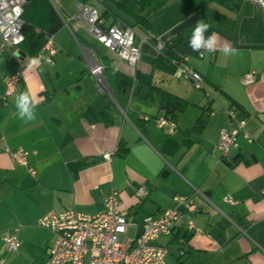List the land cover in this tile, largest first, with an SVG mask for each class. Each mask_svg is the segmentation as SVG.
<instances>
[{"label": "crops", "instance_id": "crops-1", "mask_svg": "<svg viewBox=\"0 0 264 264\" xmlns=\"http://www.w3.org/2000/svg\"><path fill=\"white\" fill-rule=\"evenodd\" d=\"M150 1L148 29L133 25L110 3L97 4L99 12L117 15L114 24L134 29L140 50L135 67L70 21L77 0L61 2L68 27L53 35L56 53L51 63L42 61L29 69L33 57L27 52L14 55L19 47L0 54V96L6 76L16 69L22 72L16 91L0 103V264H22L23 251H28L24 264H45L54 234L40 227L38 218L49 210L95 214L110 190L117 191L120 209L132 223L122 236L129 238L141 231L145 217L172 207L174 194L192 196L198 210L190 217L198 231L181 226L171 236L153 241L168 248L165 264H264V8L250 0H232L234 8L215 0H194L202 7L190 12L181 0ZM198 20L210 25L206 36L218 35V49L228 42L237 54L189 48ZM182 31L189 35L174 52L202 75L203 89L174 76L165 62L156 60L158 43ZM86 47L102 58L114 100L96 91ZM41 53L46 57L42 50L34 57ZM249 71L255 73V81L244 85L240 76ZM116 73L132 78V87L118 90ZM149 84L190 103L171 115L177 125L171 135L155 124L157 116L171 110L164 108L159 94L149 95ZM24 91L36 102V119L29 122L18 117L14 104L15 96ZM230 107L238 119L245 118L253 141L239 134L237 147L225 158L217 143L220 131L230 126ZM103 110L110 124L94 121L93 114ZM130 115L140 120L139 127ZM199 118L204 127L199 133L189 132ZM166 140L177 148L165 149ZM119 143L128 148L125 156L117 153ZM16 148L29 152L26 165L8 153ZM106 153L108 159L102 157ZM76 163L82 166L70 167ZM140 185L147 192L143 197L136 196ZM225 196L234 203L224 201ZM4 231L19 239L10 259L4 257L9 253Z\"/></svg>", "mask_w": 264, "mask_h": 264}, {"label": "built area", "instance_id": "built-area-1", "mask_svg": "<svg viewBox=\"0 0 264 264\" xmlns=\"http://www.w3.org/2000/svg\"><path fill=\"white\" fill-rule=\"evenodd\" d=\"M54 10L60 15L63 26L68 27V21L61 13L62 0H48ZM258 7L264 8V0H250ZM26 0H0V54L9 53L10 49L18 48L24 36L22 33V13ZM75 12L69 15L73 21L83 27L86 32L106 49L116 54L135 67L139 58V44L136 43V33L131 26L106 23L100 16L98 9L90 3H75ZM145 38H141L144 41ZM163 43H158L161 50ZM90 57L89 75L94 81L96 91L114 100L110 88L104 79V62L98 53L90 48H83ZM46 52V57L52 61L56 53L53 35H48L41 48ZM199 56H202L199 53ZM173 75L189 79L196 89H203L202 75L192 68L181 57L173 61ZM22 72L16 69L5 78L4 87L0 96L1 101L16 91ZM244 85L255 81L253 71L240 76ZM230 126L220 131L217 147L221 155L228 158L231 149L236 148L239 134L249 142L253 141L252 135L245 127V118L236 117L235 108L227 109ZM156 126L166 135H171L177 128L176 122L167 115L162 114L155 118ZM13 160L20 164H27L28 151L16 148L8 150ZM104 159L109 158V153L103 154ZM146 189L140 185L136 189V196L146 195ZM173 206L167 208L159 215L145 217L140 226L141 231L134 237H122L132 224L126 218L125 211L120 209L118 193L110 190L104 197L102 210L95 214H87L74 209L56 212L49 210L38 218L40 227L48 229L54 234V239L48 247V258L45 264H165L168 248L164 245H155L153 241L161 236H171L174 231L185 226L188 231H198L193 219L190 217L198 208L190 195L174 194ZM224 201L234 203L229 196ZM187 216L184 223L182 218ZM122 237V238H121ZM2 238L6 250L15 252L19 246V239L15 233L4 231Z\"/></svg>", "mask_w": 264, "mask_h": 264}, {"label": "trees", "instance_id": "trees-1", "mask_svg": "<svg viewBox=\"0 0 264 264\" xmlns=\"http://www.w3.org/2000/svg\"><path fill=\"white\" fill-rule=\"evenodd\" d=\"M81 3H90L91 5L97 8V4L102 0H77ZM107 3H110L118 12L128 16L133 21V25H138L144 29L149 28V22L146 18V11L151 5L150 0H103ZM220 4L234 8L232 0H215ZM183 5L191 12L200 9L202 6H197L194 0H181ZM100 16L105 20H111V23L116 22L117 15L113 14L110 10H103ZM23 27L22 33L24 39L20 44L19 48L22 52H27L29 56L34 57L41 50L45 38L48 35H54L61 27H63V21L60 15L54 10L52 5L48 0H26L22 13ZM130 26V25H128ZM132 27V26H131ZM189 31H182L175 36H173L168 41L164 42L160 53L156 57L158 62H165L167 66L173 72V61H179V57L175 52L174 48L181 43L187 36ZM135 78L138 81H141L142 77L136 73ZM114 82L117 84L116 88L119 90H125L131 88L133 84L132 78L124 77L118 73L114 74ZM149 95L159 94L163 102L164 108L166 110H171L170 114L167 116L171 119V116L175 110H184L189 106V102L185 99H181L172 95L168 92L162 91L154 87L152 84H149ZM115 93V91H114ZM1 103V99H0ZM88 112V111H87ZM166 115V114H165ZM94 121H102L105 124H110L111 119L108 117L106 110H103L99 113H94ZM132 121L139 127L140 120L130 115ZM174 120V119H173ZM205 121L199 118L196 123L189 129V132L199 133L204 127ZM190 141H187L188 145ZM177 144L172 142V140H166L165 149L173 147L177 148ZM117 153L119 155L125 156L128 153V148L124 143H119L117 147ZM82 164H73L70 167H79Z\"/></svg>", "mask_w": 264, "mask_h": 264}, {"label": "clouds", "instance_id": "clouds-1", "mask_svg": "<svg viewBox=\"0 0 264 264\" xmlns=\"http://www.w3.org/2000/svg\"><path fill=\"white\" fill-rule=\"evenodd\" d=\"M210 28V25L203 22V20H198L191 32V36L188 41V47L195 52H200V50H205L208 53H214L217 50L221 51L225 56L236 55L237 49L231 46L228 42H225L222 47L218 49L219 38L218 35L213 32L210 35H205ZM0 30H3L0 28ZM51 63L47 57L43 56L41 53L37 57H33L29 62L27 67L29 69L35 68L41 64V62ZM14 104L17 109L18 117L25 121H33L36 119V102L33 96L27 92H20L14 98Z\"/></svg>", "mask_w": 264, "mask_h": 264}, {"label": "rangeland", "instance_id": "rangeland-1", "mask_svg": "<svg viewBox=\"0 0 264 264\" xmlns=\"http://www.w3.org/2000/svg\"><path fill=\"white\" fill-rule=\"evenodd\" d=\"M62 13H63V15H64V11H62ZM65 16V15H64ZM67 19H68V17L67 16H65ZM14 54V53H13ZM15 55V54H14ZM11 67V66H10ZM8 68V67H7ZM122 238V237H121ZM39 250L37 249V248H33V252L34 253H36V255L37 254H39V252H38ZM28 254V251H23V253H22V264H24L23 262H24V258H26V256H28L27 255ZM14 255V252H9V253H7L6 255H4V257L5 258H8V259H10L12 256ZM41 257H40V260H42V258H44L45 257V252H43V251H41Z\"/></svg>", "mask_w": 264, "mask_h": 264}, {"label": "water", "instance_id": "water-1", "mask_svg": "<svg viewBox=\"0 0 264 264\" xmlns=\"http://www.w3.org/2000/svg\"><path fill=\"white\" fill-rule=\"evenodd\" d=\"M10 52H14L13 48L10 49ZM22 54H23V52L21 50H18L15 52V55H17V56L22 55Z\"/></svg>", "mask_w": 264, "mask_h": 264}]
</instances>
